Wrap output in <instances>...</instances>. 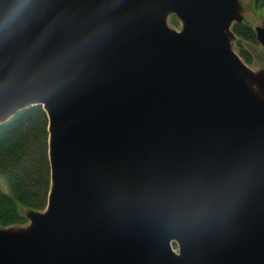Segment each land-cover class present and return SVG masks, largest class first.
<instances>
[{
	"label": "water",
	"instance_id": "obj_1",
	"mask_svg": "<svg viewBox=\"0 0 264 264\" xmlns=\"http://www.w3.org/2000/svg\"><path fill=\"white\" fill-rule=\"evenodd\" d=\"M243 10L0 0V123L42 105L51 179L44 208L0 225V264H264V67L233 48Z\"/></svg>",
	"mask_w": 264,
	"mask_h": 264
},
{
	"label": "trees",
	"instance_id": "obj_2",
	"mask_svg": "<svg viewBox=\"0 0 264 264\" xmlns=\"http://www.w3.org/2000/svg\"><path fill=\"white\" fill-rule=\"evenodd\" d=\"M170 22L178 24L174 15ZM238 52L250 61L249 50L240 40L258 42L253 27L245 20L233 22ZM48 118L40 103L28 105L0 123V225L23 224L24 209H42L50 187Z\"/></svg>",
	"mask_w": 264,
	"mask_h": 264
},
{
	"label": "rangeland",
	"instance_id": "obj_3",
	"mask_svg": "<svg viewBox=\"0 0 264 264\" xmlns=\"http://www.w3.org/2000/svg\"><path fill=\"white\" fill-rule=\"evenodd\" d=\"M242 2L244 4V12H243L244 17L246 18V20L251 22V26L253 27L255 24H262V23L264 25V11L262 14L261 13L256 14L255 10L252 7L253 6L252 0H242ZM179 23L174 24L170 22V24L176 28L180 27ZM232 44H233V48L238 52L239 45L236 39L233 41ZM242 45L249 50L250 61L248 62L246 61L247 64L253 69L264 67V46L261 45L259 42H247V41H244ZM0 182L2 187L5 188L6 185L4 180L0 179ZM24 212H26V209H24ZM172 246L175 249L177 248L176 241H172Z\"/></svg>",
	"mask_w": 264,
	"mask_h": 264
},
{
	"label": "flooded vegetation",
	"instance_id": "obj_4",
	"mask_svg": "<svg viewBox=\"0 0 264 264\" xmlns=\"http://www.w3.org/2000/svg\"><path fill=\"white\" fill-rule=\"evenodd\" d=\"M252 7L255 10L256 14L263 13L264 11V0H252ZM247 22L251 25V22L247 20ZM263 24V23H262ZM256 25V24H255ZM254 27V26H253ZM255 30V29H254ZM240 42L243 44L244 41L240 40Z\"/></svg>",
	"mask_w": 264,
	"mask_h": 264
},
{
	"label": "bare ground",
	"instance_id": "obj_5",
	"mask_svg": "<svg viewBox=\"0 0 264 264\" xmlns=\"http://www.w3.org/2000/svg\"><path fill=\"white\" fill-rule=\"evenodd\" d=\"M177 249V248H176Z\"/></svg>",
	"mask_w": 264,
	"mask_h": 264
}]
</instances>
